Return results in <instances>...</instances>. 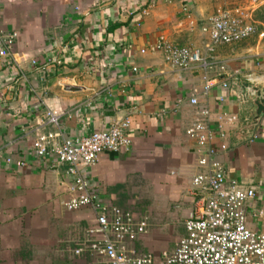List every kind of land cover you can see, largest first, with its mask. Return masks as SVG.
I'll return each mask as SVG.
<instances>
[{
  "label": "crops",
  "instance_id": "crops-1",
  "mask_svg": "<svg viewBox=\"0 0 264 264\" xmlns=\"http://www.w3.org/2000/svg\"><path fill=\"white\" fill-rule=\"evenodd\" d=\"M261 2L243 5L254 35L209 53L202 27L241 0H0V31L17 33L0 58V264H108L73 252L96 213L66 210V167L35 153L37 137L56 130L48 110L59 111L58 128L72 137L128 118L130 147L102 153L81 172L98 203L146 217V232L130 245L151 254L152 264H163L185 234L199 197L191 185L202 170L198 146L186 129L202 111L209 145H226L216 154L226 180L254 188L244 205L247 227L264 234V22L253 18ZM160 37L199 49L209 68L172 67L151 48ZM222 113L235 122L218 126Z\"/></svg>",
  "mask_w": 264,
  "mask_h": 264
},
{
  "label": "built area",
  "instance_id": "built-area-1",
  "mask_svg": "<svg viewBox=\"0 0 264 264\" xmlns=\"http://www.w3.org/2000/svg\"><path fill=\"white\" fill-rule=\"evenodd\" d=\"M256 30L252 11L243 5L218 9L202 27V32L207 35L209 53L218 45L247 39ZM16 38L15 31H0V58L10 54ZM151 48L162 52L164 59L178 69L206 71L210 66V61L195 47L174 45L160 37ZM203 78L207 91L211 80ZM222 86L226 85L223 83ZM189 102L197 104L196 98ZM46 115L47 123L56 130L37 137L34 142L36 155H54L57 164L66 167L71 193V198L64 203L66 210L90 206L96 213L94 226L87 229L88 239L73 251L74 254L87 252L105 259L108 264H152L151 254H139L130 245L146 232V217L136 221L130 212L98 203L89 180L81 172L82 168L95 165L102 153H120L130 147L128 118L113 121L104 130L72 137L58 128L59 111L48 110ZM216 120L218 126H222L223 123H234L236 117L222 113ZM217 133L221 138L224 136L221 128ZM186 134L198 146L197 163L202 170L191 178V185L194 195L199 197L190 217L184 221L185 234L178 239L173 250L162 254L163 264H264V234L246 225L244 205L255 196L254 188L226 180L216 159L217 152L224 151L226 145L220 142L218 150L209 145L212 133L208 128L207 112L196 115Z\"/></svg>",
  "mask_w": 264,
  "mask_h": 264
},
{
  "label": "rangeland",
  "instance_id": "rangeland-1",
  "mask_svg": "<svg viewBox=\"0 0 264 264\" xmlns=\"http://www.w3.org/2000/svg\"><path fill=\"white\" fill-rule=\"evenodd\" d=\"M247 0H241V3H239V5H246V6H249L251 7L252 5L258 3L260 0H257V1H251V2H246ZM249 1V0H248ZM253 2V3H252ZM251 3V4H250ZM254 9V8H253ZM253 18L255 20H258L259 22H264V3L261 2V4H258L256 6V8L254 9V12H253Z\"/></svg>",
  "mask_w": 264,
  "mask_h": 264
}]
</instances>
